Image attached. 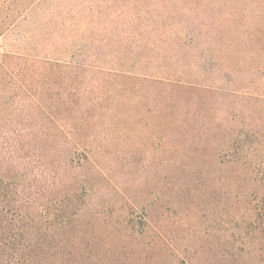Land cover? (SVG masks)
Wrapping results in <instances>:
<instances>
[{"label": "rangeland", "instance_id": "obj_1", "mask_svg": "<svg viewBox=\"0 0 264 264\" xmlns=\"http://www.w3.org/2000/svg\"><path fill=\"white\" fill-rule=\"evenodd\" d=\"M0 53L45 63L38 87L60 88L61 103L81 83H102L104 101L118 109L111 129L131 133L104 146V130L96 147L104 156L117 151L115 167L130 175L124 181L131 177L125 185L137 205L90 198L112 205L115 219L132 221L134 231L92 225L88 214L79 223L89 228L86 264H217L212 203L189 197L155 204V190L170 193L157 184L162 173L216 170L219 151L214 164H204L212 143L225 150L241 138L253 175L247 200L262 191L254 174L264 172V0H0ZM128 113L134 134L125 126ZM179 126L177 153L164 146L161 131L176 135ZM200 140L206 145L191 144ZM145 215L164 227V240L153 241Z\"/></svg>", "mask_w": 264, "mask_h": 264}, {"label": "trees", "instance_id": "obj_2", "mask_svg": "<svg viewBox=\"0 0 264 264\" xmlns=\"http://www.w3.org/2000/svg\"><path fill=\"white\" fill-rule=\"evenodd\" d=\"M36 63L0 53V264H86L91 252L86 238L89 228L79 223L88 214L92 225L102 222L104 229L110 225L134 231L132 221L115 219L118 210L112 205L90 198L107 201L112 195L132 208L137 205L125 185L131 177L124 181L128 173L115 167L117 151L104 156L96 147L104 130L109 132L100 140L106 141L104 146L113 145L114 136L117 140L132 136L113 132V113L118 109L104 101L102 83L72 85L68 101L61 103L55 100L60 88L52 83L38 87L39 73L47 65ZM44 80H48L45 75ZM125 116L126 128L136 133L133 119L129 113ZM178 128L176 135L161 131L167 141L157 144L181 152L183 139L178 135L183 129ZM191 144L199 148L206 140ZM216 144L212 143L210 161H204L214 164L219 151L216 170L160 174L157 184L167 186L170 193L156 189L155 204L189 197L212 203L217 216V264H264V172L254 174L263 189L251 191L249 202L246 191L253 175L248 141L235 139L225 150ZM72 146L76 148L70 153ZM197 148L196 153H201ZM171 163L180 164L178 159ZM144 218L154 233L153 241L164 240L168 235L164 227L153 224L151 215ZM101 227H92V233L99 234ZM41 253L46 255L44 260Z\"/></svg>", "mask_w": 264, "mask_h": 264}]
</instances>
